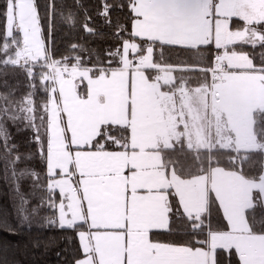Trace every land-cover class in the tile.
I'll return each mask as SVG.
<instances>
[{
	"label": "snow or ice",
	"instance_id": "1",
	"mask_svg": "<svg viewBox=\"0 0 264 264\" xmlns=\"http://www.w3.org/2000/svg\"><path fill=\"white\" fill-rule=\"evenodd\" d=\"M53 248L264 264V0H2L0 264Z\"/></svg>",
	"mask_w": 264,
	"mask_h": 264
},
{
	"label": "trees",
	"instance_id": "2",
	"mask_svg": "<svg viewBox=\"0 0 264 264\" xmlns=\"http://www.w3.org/2000/svg\"><path fill=\"white\" fill-rule=\"evenodd\" d=\"M39 2L42 4L44 2V0H39ZM0 3H2V0H0ZM57 44L62 48L63 45L60 43L59 37H57ZM48 235H56L58 236L59 233L56 232H45V236ZM55 251L56 249L53 248L51 249V251L46 255V256H41L39 258V262L38 264H58V260L57 257L55 256Z\"/></svg>",
	"mask_w": 264,
	"mask_h": 264
}]
</instances>
